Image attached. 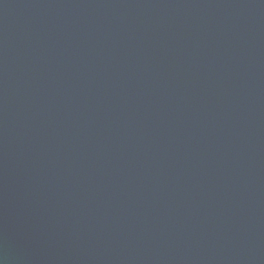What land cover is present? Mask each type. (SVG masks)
<instances>
[{"label": "water", "instance_id": "95a60500", "mask_svg": "<svg viewBox=\"0 0 264 264\" xmlns=\"http://www.w3.org/2000/svg\"><path fill=\"white\" fill-rule=\"evenodd\" d=\"M0 264H264V0H0Z\"/></svg>", "mask_w": 264, "mask_h": 264}]
</instances>
